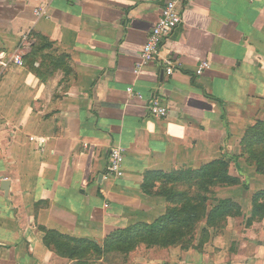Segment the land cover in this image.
Here are the masks:
<instances>
[{
    "label": "crops",
    "instance_id": "obj_1",
    "mask_svg": "<svg viewBox=\"0 0 264 264\" xmlns=\"http://www.w3.org/2000/svg\"><path fill=\"white\" fill-rule=\"evenodd\" d=\"M42 5L47 18H36ZM160 0H0V264H77L57 255L47 233L100 248L118 232L150 226L167 203L145 189L169 175L223 161L239 183L217 190L237 203L200 250L129 264H264V216L248 223L264 175L242 151L264 121V0H193L159 61L133 73L156 24ZM27 36L24 43L23 37ZM209 70L195 74L201 62ZM155 95L168 109L150 116ZM123 149V177L103 181L110 149ZM100 262L124 264L108 252Z\"/></svg>",
    "mask_w": 264,
    "mask_h": 264
},
{
    "label": "trees",
    "instance_id": "obj_2",
    "mask_svg": "<svg viewBox=\"0 0 264 264\" xmlns=\"http://www.w3.org/2000/svg\"><path fill=\"white\" fill-rule=\"evenodd\" d=\"M243 140L242 151L248 164L258 174L264 175V121L249 129ZM228 168V163L220 161L196 171L183 170L169 175L149 174L145 189L151 188V182L160 181L161 187L156 193L166 200L165 215L150 226L140 225L115 233L103 248L88 241H77L50 232L46 234L44 243L57 255L76 260L77 264H96L91 261V255L108 253L118 245H135L138 241L157 246L174 244L186 231L191 232L203 221L207 225L219 224L234 212L240 214L239 206L230 200H221L209 206L210 197H205L210 194L208 186L226 187L239 183L230 177ZM199 187H204L206 191L198 192ZM263 216L264 191L252 197V212L248 223L260 220Z\"/></svg>",
    "mask_w": 264,
    "mask_h": 264
},
{
    "label": "built area",
    "instance_id": "obj_3",
    "mask_svg": "<svg viewBox=\"0 0 264 264\" xmlns=\"http://www.w3.org/2000/svg\"><path fill=\"white\" fill-rule=\"evenodd\" d=\"M162 7L160 10V16L154 25L151 33L147 38L146 44L141 48L140 60L135 64L133 73L138 75L141 68L150 63L159 61L165 67V74L171 76L176 69L177 64L171 59H160L161 50L165 41L175 32L181 23V7L186 6L193 2V0H160ZM34 15L36 18H47L45 8L40 5L34 9ZM27 40V36L23 37L24 43ZM6 60L9 64L16 65L18 67H24L23 56L20 51H15L7 58L4 54L0 53V63ZM209 62H201L195 71L197 76L201 75L205 70H209ZM127 96L134 98L138 101L145 102V108L148 114L154 118L163 119L168 115V109L159 98L152 95L148 99L138 92H135L133 88H126ZM123 149L119 146H114L110 149L108 163L104 174L102 175L103 181L115 180L123 177Z\"/></svg>",
    "mask_w": 264,
    "mask_h": 264
},
{
    "label": "rangeland",
    "instance_id": "obj_4",
    "mask_svg": "<svg viewBox=\"0 0 264 264\" xmlns=\"http://www.w3.org/2000/svg\"><path fill=\"white\" fill-rule=\"evenodd\" d=\"M262 155L264 157V153H262ZM207 188L210 194L205 196L206 193L203 192V195L207 198L210 197L209 198L210 202L208 205L209 206L216 205L219 201L222 200L219 198L218 194H220V192L218 193L217 190L222 189L223 186L211 185V186H208ZM200 191H206V190L204 189V187H199L198 192ZM235 204L237 205V203ZM242 214H243L242 212H240V214L234 212L230 216H227L224 219V221L220 222L219 224L215 223V224L207 225L205 221H203L199 223L196 226V228L193 229L191 232L186 231L184 235L181 237V239H179V241H174V244H169V245L164 244V245L157 246V245H149L147 243L138 241L135 245H129V246L118 245L117 247L118 249L117 248L112 249V252L119 253L121 255L120 257L122 258L123 263L129 264V262L132 261L133 259L149 258L151 261V260H155V258H157L158 256H164V254L183 252V251H187L190 249L199 250L205 244H207L212 238L219 235L221 230L225 227L226 221L228 218H240ZM255 221H259V220H255ZM103 255H106V253H103L99 256L93 254L91 255L92 256L91 261H94L96 264H104L100 262L101 259L104 257Z\"/></svg>",
    "mask_w": 264,
    "mask_h": 264
}]
</instances>
